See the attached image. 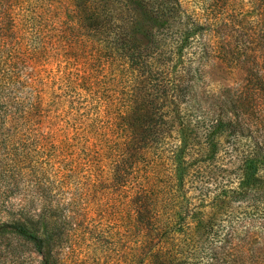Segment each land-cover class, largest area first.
<instances>
[{
  "label": "trees",
  "instance_id": "trees-1",
  "mask_svg": "<svg viewBox=\"0 0 264 264\" xmlns=\"http://www.w3.org/2000/svg\"><path fill=\"white\" fill-rule=\"evenodd\" d=\"M0 143L2 263L264 264V0H0Z\"/></svg>",
  "mask_w": 264,
  "mask_h": 264
},
{
  "label": "rangeland",
  "instance_id": "rangeland-1",
  "mask_svg": "<svg viewBox=\"0 0 264 264\" xmlns=\"http://www.w3.org/2000/svg\"><path fill=\"white\" fill-rule=\"evenodd\" d=\"M34 4L40 8L45 6L56 5L61 9H64L68 4V0H32ZM232 13H234L232 11ZM249 64L247 62L238 61L230 62L224 60H218L216 63L211 64L209 67V75L212 80L220 84H230L234 87H242L247 89V76H248ZM247 91H250L247 90ZM7 150L3 147V143H0V208L2 207V202L5 200L4 190L6 189V180L4 174L8 169L9 160H7ZM18 168L17 165H15ZM0 264H9L2 263ZM128 264V262L124 263Z\"/></svg>",
  "mask_w": 264,
  "mask_h": 264
}]
</instances>
